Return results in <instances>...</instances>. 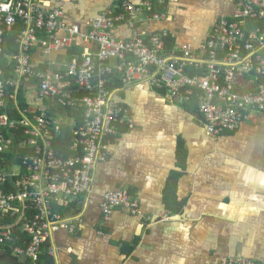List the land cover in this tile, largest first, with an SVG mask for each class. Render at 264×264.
<instances>
[{
	"label": "crops",
	"instance_id": "1",
	"mask_svg": "<svg viewBox=\"0 0 264 264\" xmlns=\"http://www.w3.org/2000/svg\"><path fill=\"white\" fill-rule=\"evenodd\" d=\"M158 1L50 0L84 29L108 8L152 2L135 28L116 22L112 34L129 40L138 32L149 42L152 35L167 30L170 50L185 44L199 48L219 19H233L236 10L229 0H166L165 5ZM154 13L165 16L154 18ZM75 47L83 53L86 47L98 46L81 39L72 48L50 52L37 46L32 50L33 65L38 70L66 69L82 55ZM116 80L122 86L111 89L119 91L113 102L126 110V118L111 137L112 155L95 170L92 193L83 198L84 224L74 234L55 232L37 261L4 245L0 264H220L230 256L264 264V112L249 111L238 129L211 136L197 102L180 103L163 88L126 84L119 74L109 78V85ZM30 82L25 95L31 113L46 106L50 115L54 108L52 117L62 121L56 136L62 126L75 128L77 118L84 117L81 99L88 92L76 84L59 83L75 102L64 105L58 97L42 102L37 84ZM238 85L249 87L250 81L240 79ZM72 146L60 153L53 144L66 157L75 155ZM115 189L137 197L141 212L119 208L105 220L102 197ZM49 247L58 248L54 255Z\"/></svg>",
	"mask_w": 264,
	"mask_h": 264
},
{
	"label": "built area",
	"instance_id": "2",
	"mask_svg": "<svg viewBox=\"0 0 264 264\" xmlns=\"http://www.w3.org/2000/svg\"><path fill=\"white\" fill-rule=\"evenodd\" d=\"M229 1L236 6L233 19L220 18L199 48L185 44L168 50L167 30L152 35L149 42L138 32L129 40H118L112 34L116 22L126 21L135 28L142 13L152 9V2L143 6L124 2L118 10L108 8L90 19L84 29L82 24L68 20L63 6H52L50 0H0V53L6 34L18 22L24 25L17 37L19 52L8 55L15 65V76L6 79L0 71V106L8 89L18 90L24 79L39 82L38 100L42 102L49 97H58L64 105L75 102L71 93L59 86L66 76L73 77L77 87L88 92L81 99L85 114L83 123L75 127L71 148L74 156L66 157L54 150V132L62 121L50 116L46 106L36 113L28 107L23 109L21 119L0 114V158L4 143L13 142L5 137V129L17 128L28 136L16 150L22 165L12 166V178L5 180L0 170V250L14 239L10 219L23 220L20 229L29 238L25 246H16L14 253L34 261L55 232L76 233L84 224L85 207L80 197L92 193L95 170L112 155L111 137L126 118V110L113 102L119 91L108 89L109 78L115 74L126 84L137 82L140 87L166 89L180 103L194 99L186 89L199 92V112L211 136L238 129L249 111L264 112V0ZM163 16L165 13H154L152 17ZM80 39L98 47H86L80 58L67 64L65 74L38 70L33 65L35 47L45 52L62 50L72 48ZM240 79H249L250 86L240 87ZM15 176L21 178L14 180ZM78 200L82 205L72 215L64 216L55 208L57 204L68 207ZM101 208L105 220H110L117 208L132 214L141 212L139 199L126 189L106 191ZM57 249L49 247L48 252L54 255ZM220 264L259 262L230 256Z\"/></svg>",
	"mask_w": 264,
	"mask_h": 264
},
{
	"label": "trees",
	"instance_id": "3",
	"mask_svg": "<svg viewBox=\"0 0 264 264\" xmlns=\"http://www.w3.org/2000/svg\"><path fill=\"white\" fill-rule=\"evenodd\" d=\"M23 28H24L23 23L18 22L16 24V26L12 29V31H10L6 34L4 51L2 53H0V71L3 72V76L6 79L12 78L14 76V66L15 65H14L13 61L8 58V55L9 54H16L19 52V45L17 43V37L21 33ZM169 46L170 45L168 44V50H170ZM170 47H172V44ZM76 48L77 47H75V49ZM77 50H78L77 51L78 53H82L81 49L77 48ZM57 72H58V70H57ZM59 72L61 74H65L66 69L59 70ZM191 72H194V70H191ZM68 78H70V80ZM73 80H74L73 77H67L66 76L61 81V84L69 83L70 86L71 85L73 86V84L74 85L76 84L75 80L74 81ZM29 81L30 80H28V79L22 80V84L18 90H16L15 88H9L8 89V96H7L8 98L5 100L4 104H2L0 106V114H7L10 118H14V119H21L23 117L21 114L22 110L29 107L28 99L25 95L26 94V87L28 85L27 83ZM30 83H32V84L36 83L37 85L39 84V82H37V80L31 81ZM76 86H77V84H76ZM108 86H109L108 89H110V90L117 88V87H120V86H122V81L116 80L114 83H111ZM186 91H187V93H189L193 96V98H194L193 101L197 102L196 94H199V92L197 93V91L192 90V89H186ZM53 109L54 108H52L50 111L51 116H53V114L56 112ZM64 110H65V108H64ZM66 111H68V112L72 111V113H73V109L72 108L68 109V106H67ZM29 115L32 116L31 114H29ZM77 116H81V112L78 113ZM77 119H78L77 126H79L83 123V117L81 116V117H78ZM74 130H75V128H73V127L62 126V128H61L60 132L57 134V136L55 135L54 143H55V147H56L58 152L66 153V151L69 150V147L72 146V144L74 142V138H75ZM56 131L57 130H55L54 133H56ZM4 134H5V137L7 139L13 140V142L10 144H8L7 142L4 143L5 148H4V151H3L1 158H0V170L4 174V179L8 180L9 178H12V176H11L12 166L22 165V162H21L22 159L20 160L19 158H17L16 150H17V148H19L24 143L25 140H27L28 136L24 135L23 132L18 130L17 128L16 129H5ZM24 168L26 171V165H24ZM20 178L21 177L15 176L14 180H18ZM93 187H94V184H93ZM84 196H88V195H82L80 197V201L82 202V204H84L83 203ZM82 204L78 200V201L72 202L68 207L63 206L61 204H57L55 208L58 212L62 213V215L66 216V215H68L69 212H72L74 210H78L79 206ZM117 209H119V208H117ZM28 212L30 214L31 211H28ZM9 221H12V225H13L15 233H14V239L12 242L8 243L9 244L8 247L13 250L18 245L19 246H25L27 244V242L29 241V238L27 235H25L24 233L21 232L20 228H21L23 220H22V222H16L15 220H12V219H10ZM2 247H1V249H2Z\"/></svg>",
	"mask_w": 264,
	"mask_h": 264
}]
</instances>
